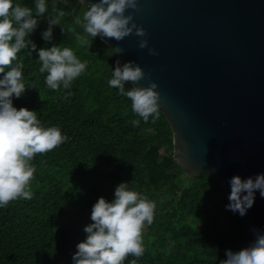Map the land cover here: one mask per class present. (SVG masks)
Segmentation results:
<instances>
[{
	"label": "trees",
	"instance_id": "1",
	"mask_svg": "<svg viewBox=\"0 0 264 264\" xmlns=\"http://www.w3.org/2000/svg\"><path fill=\"white\" fill-rule=\"evenodd\" d=\"M45 2L47 12L27 38L37 49L70 48L87 61V68L69 89L61 85L54 91L45 84L46 73L39 72L38 52L30 56L28 49L21 50L13 61L23 63L28 87L20 98L13 97V106L36 111L43 126L59 127L68 140L30 162L35 167L32 199L0 207V264H73L76 245L87 235L83 228L91 223L92 205L99 197L112 201L121 182L156 202L153 223L143 232L144 254L129 255L124 264H219L226 249L247 247L251 241L245 227L226 209L229 201L214 176L188 177L173 158L174 136L165 115L160 111L156 123L151 117L145 123L132 112L131 101L109 87L117 59L111 47L99 37L89 48L78 44L76 34L85 33L75 17L82 16L86 4ZM13 4L32 8L35 16V0ZM48 16L58 25L45 42L41 33ZM133 119L140 120L139 126H132Z\"/></svg>",
	"mask_w": 264,
	"mask_h": 264
},
{
	"label": "water",
	"instance_id": "2",
	"mask_svg": "<svg viewBox=\"0 0 264 264\" xmlns=\"http://www.w3.org/2000/svg\"><path fill=\"white\" fill-rule=\"evenodd\" d=\"M133 18L159 54L138 48L134 34L108 45L157 83L185 174L211 173L228 200L232 176L264 173V0H139ZM236 214L251 242L253 229L264 232L258 190L246 214Z\"/></svg>",
	"mask_w": 264,
	"mask_h": 264
},
{
	"label": "clouds",
	"instance_id": "3",
	"mask_svg": "<svg viewBox=\"0 0 264 264\" xmlns=\"http://www.w3.org/2000/svg\"><path fill=\"white\" fill-rule=\"evenodd\" d=\"M86 6L82 16L75 17V24L85 33L76 34L79 45L89 48L97 37L107 45L109 39L120 42L134 34L141 38L138 48H147L149 55L159 54L156 49L148 47L146 30L133 18L134 12L139 11V0H95ZM46 12L45 0H35V16L30 7L14 5L13 0H0V73H3L0 78V207L17 199H32L30 182L35 167L30 162L37 154L50 152L68 140L59 127L43 126L36 111L13 106V97L20 98L28 88L23 82V63L13 64L17 54L24 49H28L30 56L33 51L38 52L39 72L46 73L45 84L54 91H58L61 85L69 89L87 68V61L78 59L72 49H61L56 45L37 49L36 44L27 38L37 27V18ZM59 15L65 13L60 11ZM54 25H58V21L48 16V27L41 33L45 42L52 40ZM112 51L122 53L123 49L117 47ZM144 79L149 81L146 87L134 86ZM107 83L131 101L132 112L145 123L150 117L151 122L156 123L163 101L156 91L157 83L140 65L131 60L121 63L116 59ZM126 84L131 87L126 89ZM131 124L137 127L140 120L133 119ZM229 185V203L225 207L241 216L252 207L257 190L264 197V173L244 179L234 175ZM155 209V201L130 190L128 183H119L112 201L99 197L92 205L91 223L83 228L87 235L76 245L73 264H124L129 255L141 257L145 251L143 232L146 225L153 223ZM253 231L255 239L247 247L239 251L226 249V259L220 260L219 264H264V232ZM131 264H136V260Z\"/></svg>",
	"mask_w": 264,
	"mask_h": 264
}]
</instances>
